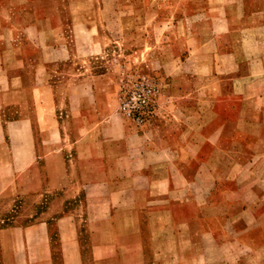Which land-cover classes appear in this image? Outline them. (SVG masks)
I'll use <instances>...</instances> for the list:
<instances>
[{
    "label": "crops",
    "instance_id": "1",
    "mask_svg": "<svg viewBox=\"0 0 264 264\" xmlns=\"http://www.w3.org/2000/svg\"><path fill=\"white\" fill-rule=\"evenodd\" d=\"M129 22L143 27L145 71L164 83L141 128L86 67L130 47L119 40L135 34ZM59 64L73 72L51 70ZM42 95L68 99L70 130L50 135L39 188L22 182L38 156L12 152L28 144L6 139L0 120V194H50L6 229L4 259L264 264V0H0V114H20L7 123L24 128ZM51 111L50 127L64 125Z\"/></svg>",
    "mask_w": 264,
    "mask_h": 264
},
{
    "label": "rangeland",
    "instance_id": "2",
    "mask_svg": "<svg viewBox=\"0 0 264 264\" xmlns=\"http://www.w3.org/2000/svg\"><path fill=\"white\" fill-rule=\"evenodd\" d=\"M143 21L145 22V20ZM126 26L128 28H136L135 34L129 33L126 35L123 33L122 36L119 37V40L124 42V44L129 42L130 47L125 45L120 46L118 44L116 48L104 49L102 53L97 55V58H95V55L88 56L86 65L88 68V73H93L96 71H101V73H104V75L100 77V79H102V85L100 84L101 89L104 88L106 91H109V96L111 95L112 97L111 101L115 104V108L119 115L121 114L117 108V98L119 87L123 82L138 76L146 75L159 80L164 87V83L161 80V75L145 71V69H148L150 64L145 66L144 60H146V58L144 59L142 54L143 51H149L148 46H145L146 41L144 39L142 25L139 23L134 26L132 22H129L126 24ZM155 53V49L152 48L150 50V54L153 56ZM148 57L149 55H147V58ZM150 58L153 60V57L150 56ZM72 67L74 66H64L63 64H59L51 66V70L58 72H65L69 70L68 72L71 73L73 72ZM68 88H70L69 85L66 89ZM105 97L106 96H103L104 100ZM29 105L34 108L41 106L40 108H43L44 111L39 112L38 116H35L34 113H29L31 121L28 126H24V128L21 129L15 128L13 125H9L7 123L14 117L20 116V114L15 113L13 110L1 113L0 120L2 119L3 130H1V126L0 130L3 132V135L6 139L10 140L11 138H17L19 140H24V142L28 144L26 148L23 146L24 148L20 149V146H18L19 149H12V152L16 151L17 153H32V155L35 154L38 156L37 161L31 166L37 170L34 177L30 176L28 179L29 181L27 180L28 182L23 181L25 180V177H23V180H21L23 183H28L29 185L32 184V187L34 188H39L40 184L44 185L43 179L46 178L48 174H50V140H54V137H50V135H54L57 138L58 135H67L68 131L70 130V123L67 122L66 118L68 112H62V108H66V105H68V99L62 95L60 97L42 95L30 98ZM50 108L52 110L58 108L60 110L59 114L62 116L60 117L61 120L63 117L65 118L64 125L57 127V129L50 127L51 125L55 126L56 124L54 112H50ZM52 119L53 121L51 122L55 123L50 124V120ZM9 149L7 148V151ZM23 161L13 160L12 167L24 166L25 162ZM41 202H45V204L43 203L44 205L50 204V194H48V197L46 195V199L45 197L42 198L41 195L30 191L27 193H14L12 190L10 192L0 194V243H4L2 250H8L6 229L10 225L14 224L15 219L18 221L21 219L24 220L26 218L25 215L31 214L32 211L40 210V207L43 206ZM28 218L31 219L30 217ZM0 264H14L9 253H7V258L4 259L1 254V249Z\"/></svg>",
    "mask_w": 264,
    "mask_h": 264
},
{
    "label": "built area",
    "instance_id": "3",
    "mask_svg": "<svg viewBox=\"0 0 264 264\" xmlns=\"http://www.w3.org/2000/svg\"><path fill=\"white\" fill-rule=\"evenodd\" d=\"M162 83L150 76H138L123 82L118 90V111L134 126L148 124L159 111Z\"/></svg>",
    "mask_w": 264,
    "mask_h": 264
}]
</instances>
